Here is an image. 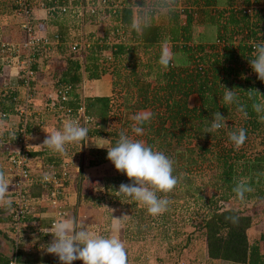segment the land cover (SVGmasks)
<instances>
[{
  "label": "trees",
  "instance_id": "1",
  "mask_svg": "<svg viewBox=\"0 0 264 264\" xmlns=\"http://www.w3.org/2000/svg\"><path fill=\"white\" fill-rule=\"evenodd\" d=\"M88 2L94 3L95 11L89 12L85 8ZM29 4L37 7L42 5L47 9L48 24L46 21L44 24L51 30L47 38L53 39L59 48L70 40L65 17L75 16L78 20H83L87 15L100 21L106 18L108 21L109 26L103 28V35L99 40H94L83 51L77 42L79 39L75 38L76 49H69V55L59 59L63 62L56 64V71L51 77L55 86L70 85L67 104L75 108L83 106L91 122L88 134L95 135L101 131L106 133L110 136L109 147L114 146L119 138L115 128H107L111 111L110 98H81L79 89L84 79H95L103 73H110L112 76L115 74L113 85L120 86L118 91L122 101L117 109L122 114L123 126L128 119V113L148 106L151 108L152 117L143 125L141 141L170 157L174 161L173 175L178 178V183L171 192L158 193V196L166 197L170 203L168 210L161 215L159 229L146 225L145 228L151 230L152 237L169 239L166 231L179 229L178 226L175 227L173 212L181 206L186 209L184 205L187 200L193 204L202 202L207 208L202 214L204 240L201 251L205 260L219 264H264V223L259 228L256 227L253 215L256 216L258 212L253 213L251 208V205H258L260 200H264V149L247 153L242 146L235 148L229 139L230 133L244 129L247 138H258L264 144V122L260 121L252 109L254 102L264 103V83L257 79L248 62V59L254 58V48L250 40L255 43L264 40V0H29ZM11 5L13 9L14 5ZM239 5L250 7L249 12L238 8ZM62 6L65 7L64 10H61ZM80 6L82 10L79 9ZM134 22L142 26V31L133 29ZM210 29L214 31L212 36L209 35ZM21 32L24 35L22 30ZM54 35L55 39L52 37ZM163 47H168L174 56L167 68L158 62ZM106 51H109L108 58L102 56ZM140 54H146V59L141 58ZM37 56L41 54L32 53L30 68L37 77L28 82L31 90L35 85L41 87L37 79L43 72L35 67ZM110 59H121L123 63H118L116 67L111 65L110 68L105 63ZM46 64L44 61L43 68ZM125 67L128 68L124 70ZM17 79L16 76V85L10 86L5 80L4 88L0 86V111L7 114L15 112L12 97L24 93V88L20 85L22 80ZM224 86L236 94L239 105H243L247 112V117L238 111L237 103H224ZM39 89L33 90L32 97L37 96L35 94L40 92ZM249 89H256L262 95L250 90L253 96L249 98ZM191 95L197 98V104H188ZM128 96L133 97V101ZM216 111L224 116V127L212 133H204ZM39 129V118L33 112L27 117L26 132L29 134ZM89 150L92 157L85 162L86 166L107 160V148ZM27 152L29 160L36 157L42 165H54V168H48L51 171L45 172L53 173L57 177L61 175L58 166L60 156L57 153L42 154L37 150L29 151V148ZM5 155L6 152L4 157ZM82 165L78 163L79 168ZM126 177L119 176L117 180L122 181ZM240 181H246L253 189L252 192L245 193L244 197L250 202V207L246 209L248 212H243L238 207L237 203L242 200L233 191ZM37 183L38 185L33 183L29 186V195L48 198L50 184ZM66 184L63 181L62 186L58 187V199ZM97 185L83 187L80 191V208H86L89 212H97L99 209L102 212L105 208L110 211L112 205L115 209L130 211L133 216L129 215L127 223L124 221L123 225L121 216L119 235L122 236L127 230L128 233L132 232L134 228L130 226L134 217L141 224V219L144 221L149 215L146 206L130 197L117 195L113 199V188L108 189L106 185L103 195L92 196L91 190ZM89 200L92 203H87ZM79 205L76 206L77 210ZM9 209L4 212L5 216H0L3 224L10 220ZM135 210L143 213L144 217L141 218ZM228 217H239V220L233 223ZM29 219L32 220L27 214L24 221ZM42 223L43 220L39 219L36 227L42 229ZM80 223L89 227L86 220ZM140 224L135 227L136 232L144 229V224L139 228ZM4 228L7 229L5 226ZM254 228L257 229L256 234ZM9 230L8 227L3 232L7 233ZM39 231V234L45 235ZM25 233L22 230L20 238ZM138 243L140 241L128 237V264H145L144 252L142 247L137 246ZM13 245L16 250L15 264H22L26 261L25 252H22L19 244ZM19 255L21 260H18ZM8 262L7 256L0 253V264ZM73 264H77V260Z\"/></svg>",
  "mask_w": 264,
  "mask_h": 264
},
{
  "label": "rangeland",
  "instance_id": "2",
  "mask_svg": "<svg viewBox=\"0 0 264 264\" xmlns=\"http://www.w3.org/2000/svg\"><path fill=\"white\" fill-rule=\"evenodd\" d=\"M11 4H12L11 0H0V62L1 63L4 62V59L9 60L8 63L15 66L17 72H19V64H20L19 62L22 59L23 61H26L28 63V61L30 60L29 55L32 52V46L26 47L24 43H22V40L24 39V35L22 34L21 29L19 27L20 19L18 16H16L13 13ZM31 9H32L31 10L32 12L31 23L34 28L33 34L36 35L38 33L36 35L38 37H40V35L49 37L50 36L49 32L51 33L50 27H47L44 24V21L47 22V19L49 17L47 14L48 11L46 12V9L42 5L38 7L36 5L34 6L31 5ZM39 10L44 11V14H45V16L43 17L44 19H42L38 15L40 14ZM65 19L68 22L67 23L68 25L66 27H67L68 39L70 40L65 45H61L60 48L57 47V45L54 42L48 43L46 45L38 46L39 51L37 52L41 54V56H37V58L40 57L43 61L47 63L44 69L46 73H48V75L44 77L46 80V83H44L43 85H40L41 87H39L38 85H35V87L33 88V90L35 88L36 89L41 88L39 89L40 92L38 93L36 92L35 94L40 97L34 96L32 97V99H30L31 100L30 106L32 108L31 110L35 114H37L40 124L49 123L50 125H55V127H57V130H62L63 128V125L58 120L61 114H57L53 109L54 107L57 112L62 111L59 108L60 107L59 102L57 99H55L54 104L52 105L53 107L49 106L50 108H48V106L46 105L47 98H50L48 94L51 93L50 96L52 97L53 96L52 90L57 88V86L53 85L54 79H52L51 77V75L56 71V68H57L56 64L58 65V63L59 64L61 63L62 60H59V59H62L63 57H66L69 55V52H70L69 49L71 50V48L69 47L72 45V43H75V41H77L76 39H79V41L77 42L80 43L81 51H83L85 48L90 46L94 40L98 41L99 38L103 35V28L109 26L106 18H102L100 21L99 19L97 20L94 17L92 18L86 15V18H84L83 20L81 19L78 20V17L75 18V16L73 17L68 16L67 18L65 17ZM198 27L200 30V26ZM213 32L210 29L209 35L212 36L214 34ZM120 38H123V36ZM102 56H105L108 58L109 51L104 52ZM140 56L141 58L146 59L147 55L140 54ZM81 58L82 57L80 56L79 59ZM32 60H33V57H32ZM105 63H108L109 64L108 66L111 68V65L112 66L115 65L116 67L118 63L122 64L123 61L121 62V59L120 61L118 60L114 61L110 59ZM127 68L125 67L124 70H126ZM122 72H123V68H122ZM106 74L110 76L109 82H110V89H111L109 92L110 95H108V97L110 98L109 102H111V111H110L107 128H109L110 130H113V128H115V130H117L118 132V136H119V133L123 131L134 139L142 140L141 135L137 136L132 131V125L135 122L131 120L130 117L138 112H144V111L150 112L151 108L148 106L145 109L134 110L130 114L128 113V119L126 120V123H124L125 125L124 126L121 125V121H123L122 119L123 117L121 116L122 114H120L119 110L117 109V105L121 103L122 101V98L120 97V92H119L120 86L113 85V78H114L113 76H115L114 73H113V76L110 73H106ZM101 75H104V73ZM7 78H8V75L2 74V71L0 70V86L3 85L1 86L2 88H4V85H6V83L4 84V81ZM95 86L98 87L99 83L96 82V84H94L84 79L81 82L80 89H79V92L81 93V98L85 96H91V97L96 96L94 95L96 94V92H94ZM100 93L101 91L98 92V94ZM128 93H129V90H128ZM0 95H2L1 92H0ZM16 96L17 95H14V97ZM129 100L133 101V97L129 98ZM188 104L189 105L197 104V98L194 95H191L188 98ZM14 105L15 104H13V106ZM13 116H14V113H9L6 117L7 119H12ZM65 117H67L66 119L70 120L72 118H77V115L74 117L70 115L68 116L65 115ZM5 121L0 120V130L5 129L6 127ZM11 121L15 122L16 120L13 119ZM89 125H91V122L88 123L86 126H84L88 128V131L91 129V126ZM103 131L108 132V130H103ZM109 138L110 136L107 135L106 133H102V131L99 133H95V135L88 134L87 141L89 142L88 143L87 141L83 142L87 144H83V145L82 143L68 144L66 145L65 153L63 154L57 153L60 156L59 157L60 162L58 165L60 168V172L64 168L67 174V177L65 180L67 184L65 185L66 190L64 188L63 190L64 192L61 193V197L57 199V202H56L58 209L60 210L63 209L62 210L63 214L61 215L57 214L56 218L59 217L57 219H61V218L71 217V218H75L78 223L86 220V223H89L88 229L90 232L94 234H99V235L104 234L105 236L117 235L118 238H120L125 243V245H126L128 237L129 238L133 237L134 239L140 241V243H138L137 246L142 247L141 250L142 252H144L143 256L145 258V264H219L218 262H215V261L205 260V257L203 256V253L201 251L202 243L204 240L202 214H204L205 210H207L205 203L203 204L202 202H199V204H193V202H191L190 200H187V202L184 205L186 209H184L183 206H181L179 210L176 209L175 212H173L172 217L176 219L175 227L178 226L179 229L178 230L173 229V230L166 231V233L170 237L169 239L153 238L150 233L151 230L149 231L145 228L146 225L148 226L151 225L154 227H158L159 229L160 224L162 222L161 215L153 217L150 214L148 216H146L147 214H145L146 217L144 221L141 219L142 221L141 224L139 223L140 221H137V218L135 220V217H134L130 228L135 229V227H137V225L139 224H140L139 228H141L142 227L141 225L144 224L143 225L144 229L140 232H136V230L132 229L131 233H128L129 230H127L128 232L126 231L121 236L119 235L120 232L112 233L111 226L113 225V223L117 222L115 218H120L118 221L120 223L121 216L123 219L122 221V225H123V222L124 221L126 222L129 219V215L130 217L133 216L131 215L132 213H130V211L127 212V210L123 208H118L119 209L118 210L117 208L115 209V207H113L112 205H110V209H111L110 211H106V208H105L103 209L105 211H102V212L101 210L99 211V209L97 212H94V211L89 212L87 211L86 208H82V207H81L82 209L80 208L79 202L81 201H79V199L81 198L79 195L83 187L91 188L93 185L97 183L98 185L94 189L92 188L91 194L92 196H101L104 194L106 190L104 188V185H106L108 186L107 187L108 189L113 188V196H112L113 198L114 196H117L116 189L119 188V185L121 183H125V184L131 183L128 177L123 178L122 181L117 180V177L119 176L124 177L126 175L118 172L115 169L113 163L108 159L97 165H92V166L87 165L86 166L85 164V162L89 159V157L90 158L92 157V153L90 152L89 149L91 148L101 149V148L109 147ZM244 143L245 144L242 145V148H244L245 152L247 153L249 152L252 153L255 151L257 152V151H261L264 149V144L260 143L258 138L248 137ZM97 146H104V147H97ZM0 149L3 150V148L1 147ZM4 162H5L4 168L6 169V158L5 157H4ZM78 163H81L83 165L79 168ZM29 164H30V170L33 174H38L41 170L49 172L51 170H49L48 168H54V165H52L51 163L42 165L43 164L42 162L40 161L37 162V160H34V159H30ZM42 167H46V169ZM203 171L207 172L206 169H204ZM43 187L47 188L46 186H43ZM27 195H28V199L30 198V200L33 202L34 200L32 196L29 195V190H28ZM120 200H122V198H120ZM90 201L91 200L87 201V203H92ZM73 202H76V204ZM115 202H117V200ZM239 202L240 203H237L238 207L242 208L243 212H248V210L246 209L250 207V202H248L246 199L239 201ZM51 205H54V204H51ZM78 205H79V209L77 210L76 206ZM251 208H252L253 213L258 212L256 216L255 214L253 215V218H254L253 221L256 222L255 223L257 224L256 227L259 228L261 226L260 224H262V222L264 223V215H263L264 214V200L263 201L260 200L258 202V205H251ZM135 213L140 214L141 218L144 217L142 216L143 213H139L136 210H135ZM35 220L36 219H34V221H25L23 224H21L22 230H24L26 233L21 239H18L16 241V244H19V247L21 248V250L23 249L22 252H25L26 257H30L31 255H33L38 262L37 264H61L58 257H56L53 254H48L44 250L45 245H47L51 241L52 238L46 237L47 239L44 240L45 242H43V241H38L36 236L33 235V232H35V227H34ZM177 220H180V221H177ZM4 226L5 224H0V251L3 255L7 256L8 259H10L11 250L14 249L13 248L14 240L11 238V236L8 233L3 232L7 230L4 228ZM164 226L166 227V224ZM123 228L125 229V225L123 226ZM256 230L257 229L254 230V234L257 233ZM131 235L132 237H130ZM12 237L14 238L13 235ZM186 239L188 240L187 243H186L187 241ZM22 255L23 254H21V256ZM21 256L19 255L18 260H21L22 258ZM29 263L32 264L31 262H28V261L22 262V264H29ZM77 264H83V262L81 260H77Z\"/></svg>",
  "mask_w": 264,
  "mask_h": 264
},
{
  "label": "clouds",
  "instance_id": "3",
  "mask_svg": "<svg viewBox=\"0 0 264 264\" xmlns=\"http://www.w3.org/2000/svg\"><path fill=\"white\" fill-rule=\"evenodd\" d=\"M133 29L142 31V26L134 22ZM254 58L248 59L249 65L257 79L264 82V40L253 45ZM174 56L168 47H163L159 58V64L164 68L170 65ZM225 93L223 101L225 104H238V111L247 112L243 105H239L236 94L232 89L224 86ZM249 89V98L253 92ZM260 93V92H259ZM261 94V93H260ZM262 95V94H261ZM252 109L257 113L260 121L264 122V103L252 104ZM152 113L148 111L138 112L130 117L135 123L132 131L137 135H143V125L151 120ZM226 121L224 116L216 111L213 113L210 126L205 127L204 133H212L224 127ZM42 145L55 153L66 152V145L72 143L87 144L88 128L80 125L76 120H68L64 123L62 130L47 132ZM230 141L235 148L239 149L247 139L244 129L232 132L229 135ZM87 141V143H83ZM104 147V146H97ZM107 148V159L110 160L115 169L125 174L131 183H121L116 193L118 196L130 197L136 202L146 206L148 214L153 217L162 215L168 210L170 201L166 197L158 196V193L171 192L178 183V178L173 175L174 161L165 153L154 150L152 146L145 142L134 139L121 131L114 146ZM53 179L50 173L42 175L43 182ZM10 179L5 171L0 168V204L11 207L13 201L7 199L10 190ZM237 197L244 199L245 193L253 191L246 181H240L233 188ZM120 218L111 226V232L117 233L121 230L118 222ZM233 223H237L239 217H228ZM51 241L45 245L44 250L48 254H53L59 258L61 264H73V261L81 260L83 264H128V256L125 243L117 235H99L90 232L83 223H78L75 218L66 217L56 220L52 226Z\"/></svg>",
  "mask_w": 264,
  "mask_h": 264
},
{
  "label": "built area",
  "instance_id": "4",
  "mask_svg": "<svg viewBox=\"0 0 264 264\" xmlns=\"http://www.w3.org/2000/svg\"><path fill=\"white\" fill-rule=\"evenodd\" d=\"M104 1V0H100ZM12 4L14 5L13 13L19 17V27L24 33V39L22 40V43L26 47L32 46V52L30 53L29 57L30 60L28 63L26 61L19 62V72H17L15 75L17 78L21 79V86L24 88V93L21 96L12 97L14 100V106L13 109L15 110L14 116L12 119H7V113L0 111V120L5 121V128L6 133L4 135L0 134V147L3 148L4 152H6L5 158H6V169L8 172L11 173L13 176L11 189H10V197L9 199L13 201L11 208L9 209L10 214V220L5 224V227L10 228V230L7 232L11 238L14 240V244H16V241L20 238V232L22 231L21 224H23L25 221V217L27 214L31 211V207L33 206V202L28 199V189L29 186L33 183L41 182L43 184L49 183L50 184V190H49V196L48 201L51 204H56L57 202V196L60 193L58 187H60L63 183V181L66 180L67 174L65 169L63 168L60 172V176L57 177L53 173V179L49 182H43L42 181V175L44 173H47L45 171H40L37 176L33 174L30 170V164H29V157L27 152V142H28V133L26 132V120L29 115L32 114V108L30 106V102L33 96V90H31L28 86V82L33 77V71L30 68V63L32 61V53H38L39 51L38 46L39 45H46L48 43H52L53 39H48L47 36L40 37L36 36L34 33V28L31 23V6L29 4V0H11ZM89 12L95 11L94 3L88 2L85 7ZM238 8L243 9L244 12H249L250 7H245L244 5H239ZM65 7L62 6L61 10H64ZM82 10V6L80 8ZM47 10V9H46ZM53 38H56V35L53 36ZM252 43V47L255 44L253 40H250ZM259 43V42H258ZM77 46V43H72L70 46L71 50H75ZM17 79V80H18ZM10 86L16 85L15 82L10 81L6 82ZM264 83V82H263ZM5 84V82H4ZM69 91H70V85L68 84H60L52 90L53 96L51 97V93L48 94L50 98H47V106L50 108L54 104V100L57 99L59 102V108L62 111L57 112L55 108L53 107L54 111L57 114H61L59 116L58 120L62 125L68 119H66L68 115L74 117L77 115V118H72L70 120H76L80 123L82 126H86L90 122L89 116L84 112V108L82 105L75 107L70 106L67 104V100L69 99ZM50 106V107H49ZM16 120L15 122H12L11 120ZM61 182V183H60ZM55 185V186H54ZM58 215L63 214L62 211H59L57 213ZM54 221L51 222V226L54 225ZM14 236V238L12 237ZM14 248V247H13ZM16 260V250L15 248L11 250V256L9 259L8 264H15Z\"/></svg>",
  "mask_w": 264,
  "mask_h": 264
},
{
  "label": "crops",
  "instance_id": "5",
  "mask_svg": "<svg viewBox=\"0 0 264 264\" xmlns=\"http://www.w3.org/2000/svg\"><path fill=\"white\" fill-rule=\"evenodd\" d=\"M46 12H47V10H46ZM39 13L40 14H38V13L37 14L42 19H44L43 18L45 16L44 11H40ZM43 21H41V22H43ZM46 34H47V32H46ZM49 35H50V32H49ZM8 61L9 60L4 59V62H2V63L0 62L1 63L0 64V70L2 71V74L8 75V78L6 80L10 81V83H11V82H15V78H16L15 74L17 73V70H16V67L9 64ZM36 63L37 64L35 65V67L37 68V70L43 72L42 75L38 77L37 82L39 84L43 85L44 83H46V80L44 77L47 76L48 73H46V71L44 70V68H43L44 61L40 57L37 59ZM36 77H37V75L35 73V75L32 78H36ZM86 81H90L91 83H94V84H96V82L99 83L98 87L97 86L94 87V92H96V94H94V95H96V96H108V95H110L109 94V92L111 90L110 89V82H109L110 76L108 74L100 75V77L95 78V79H86ZM100 91H101V93L98 94V92H100ZM54 130H57V127H55V125H50L49 123H47V124L44 123V124H40V129L38 131L30 132L28 134L29 136H28V142H27V148H29V151L37 150V151H41L42 154H53V153H55L48 148L46 149V147L44 145H42L44 139L48 135L47 132H51ZM5 133H6V128L4 130H0V134L4 135ZM4 154H5L4 150L0 149V168H2L5 171L6 176L10 179V182L12 184L13 176L11 175L10 172H8L7 169L4 168V166H5ZM31 159L37 160V162L40 161L36 157H31ZM37 175L38 174H35V176H37ZM36 185H38V183H36ZM10 189H11V185H10ZM9 197H10V190H9L7 199H9ZM32 198L34 200L33 206L31 207V211L28 213L29 217H31L32 220L29 219L27 221H34V219H36L34 227L37 228L36 226L39 223V219L43 220L42 229H40V228L35 229V232L33 233V235L36 236L38 241L45 242L44 240L47 239L46 237L52 238L51 233H49L52 230L51 222L52 221L56 222V220H58L57 218H59V217L56 218L57 213L59 211H62L63 209H61V210L58 209L56 204L51 205L49 203V201L47 200L48 198H46V196L45 197L44 196L43 197L32 196ZM73 203H75V202H73ZM8 209H9V207H6L5 205L0 204V213L2 214L0 216H5L4 212ZM34 209H35V211H34ZM34 216H36V217H34ZM3 223L4 222L0 221V224H3ZM38 231L42 234H45V235L39 234ZM0 253H1V251H0ZM26 261L31 262L32 264H33V262H34V264L38 263L36 258L33 255H31L30 257H26Z\"/></svg>",
  "mask_w": 264,
  "mask_h": 264
}]
</instances>
